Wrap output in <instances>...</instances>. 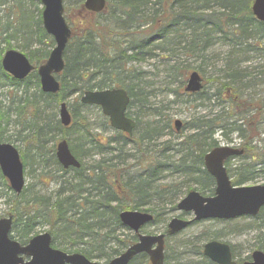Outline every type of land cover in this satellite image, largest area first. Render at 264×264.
Instances as JSON below:
<instances>
[{"label": "trees", "instance_id": "obj_1", "mask_svg": "<svg viewBox=\"0 0 264 264\" xmlns=\"http://www.w3.org/2000/svg\"><path fill=\"white\" fill-rule=\"evenodd\" d=\"M33 2L39 6L38 0H12L10 11L14 17L13 31L0 36V42L4 43V46L0 47V57L5 49L11 47L10 39L21 32L24 36V43L20 46L21 51L29 60L37 66L47 58L53 41L42 28L40 7L33 20L32 12L27 7L28 3ZM219 2H221L219 3L221 13H211L207 17L212 19L202 22L201 11L209 7L212 3L210 0H107L105 9L99 13L87 12L83 8L82 0H64V14L69 24L71 23V36L63 52L64 68L57 75L60 83L59 91L42 92L35 72H31L23 80H15L0 66V87L10 85L21 91L12 108L16 123L19 125L18 136H4V128L0 126V140L9 143L22 141L25 144L23 149L18 148L24 168L30 164L31 157L36 154L42 156L41 153L45 150V154L40 158L44 165L48 161L56 165L54 173H57V177L63 178L64 173L72 171L69 179L59 180L58 189L51 203L44 202L41 197L26 198L25 188L20 194H14L0 172V183L6 189L7 198L11 200V207L7 213L13 218L10 231L12 238L24 244L30 236L39 232V228L47 225L52 246L66 252H80L89 259L107 261L136 240L135 234L121 224L118 218L121 210L149 211L153 214L150 223L154 224L162 216V212L158 210L160 203L168 201L172 207H175L176 199L180 194L191 189L204 195L213 192L214 181L204 169L202 157L205 152L218 145L213 138L214 128L225 127L216 126L217 118L207 120L203 117L197 118L192 125L193 132L182 142L177 143V145L187 144L185 154L183 153L176 163L169 164L158 160L159 153L163 154L171 149L168 146L169 140L162 142L161 144H166L162 147L161 144H156V139L162 133L160 130L162 126L152 128L147 125L137 134L140 122L136 115L132 116L135 128L131 137L116 130L110 138L95 136L82 111L88 105L80 103L78 97L70 103L66 99L74 93L81 94L85 90L121 86L130 97L127 107V113L130 115L128 109L133 104L134 85L123 82V70H128L129 62L141 59V55L145 53L144 48L149 42L164 40L181 23H184L190 31V36L194 39L192 42L200 43L199 49L206 46V37L214 31L220 33L221 38L228 37L230 43L234 40V44L243 45V51L264 50V46L257 43V40L264 37V22L258 21L253 16L252 0H219ZM148 4H151L150 7ZM71 10L74 13H71ZM72 14L78 20L77 23L69 20ZM104 15L108 17L102 23L99 18ZM135 22L138 27L143 26L141 33L144 34L137 43L132 32ZM9 25H5V31ZM207 26L212 27L207 28ZM248 39L256 40L245 43L244 41ZM33 44L35 47L32 48ZM190 46L194 49L197 44ZM186 73L183 75L182 72L180 75L185 77ZM230 77H232L230 82L221 84L222 94H220L233 107L238 105L242 98L237 89L233 92L235 77ZM184 83L185 79L181 78V88L184 87ZM30 84L34 85L33 92L29 91ZM201 93L202 91L192 95L201 96ZM62 101H66L71 114V122L68 126L65 127L60 123L55 110L49 115L50 117H47V122L38 124L34 121L38 102L48 107L51 104L58 106ZM253 108L257 110L256 106ZM4 113L0 109V123ZM227 115L233 116V112ZM103 120L107 125V118L103 116ZM238 120L241 121V118ZM229 124L234 126L229 127L231 131L236 130L241 137L243 136L241 124L236 127L234 121H230ZM164 126L172 131L170 122ZM185 127L187 124L182 123L179 133H182ZM26 130L28 131L26 135L21 136V132ZM51 131H56L60 134V138L67 140L70 151L81 163L79 168L64 169L58 164L54 155L55 142L53 141L49 146L45 145L48 141L46 136ZM76 132L81 133L79 138L73 136ZM82 137L84 140L88 137L87 143L96 146L101 150V154L105 155L112 152L109 148L110 143H119L122 147L133 143L134 153L131 156L137 158L139 168L124 179L125 170L120 164L124 160H120L118 156L115 158L105 155L99 157L93 166L85 168L81 161V149L85 143ZM245 145L246 142L243 146L245 155L250 154L253 160L255 157H259L260 160L261 156L249 151ZM188 156L192 158L189 160ZM260 162L264 163V156ZM226 165L228 167L229 160L226 161ZM241 167L242 165H239L234 172L232 183L235 185L252 179L253 175L247 174V168ZM165 168H170L172 172H181L187 177L176 186L159 184L158 176ZM227 169L230 173L231 169ZM243 170L246 174H243ZM117 230H126L127 233L123 238H119ZM111 241L115 242L116 247L108 246ZM257 248L264 251V242ZM145 258L144 254L136 255L129 264L137 260L143 261Z\"/></svg>", "mask_w": 264, "mask_h": 264}, {"label": "rangeland", "instance_id": "obj_2", "mask_svg": "<svg viewBox=\"0 0 264 264\" xmlns=\"http://www.w3.org/2000/svg\"><path fill=\"white\" fill-rule=\"evenodd\" d=\"M210 1L212 3L209 4V7L201 11L200 18L202 22L206 19L210 21L212 18L209 19L207 16L211 13L219 14L222 11L219 8V3H221L219 0ZM11 4L12 0H0V36L13 31L14 17L10 11ZM150 5L148 4L149 7ZM27 7L32 12L34 20L39 6L33 2L32 4L28 3ZM72 12L73 10H71ZM107 17L108 15L101 16L99 20L104 23ZM69 20L74 23L78 22L73 14ZM6 24L10 25L5 31ZM136 24L137 22L133 24L132 32L134 33V41L137 43L144 34L141 33L143 26L138 27ZM210 27L212 26H207V28ZM189 32L184 23L179 24L178 28L164 40L149 42L144 48L143 52L145 53L141 55V59L129 62L128 70H123V82L134 85L133 104L128 112L133 117L138 115L140 125L137 134L147 125L152 128L162 126V129H160L162 133L156 139V144L169 140L168 146L171 149L166 150L163 154L161 153L162 155L159 153L160 158L158 160L171 164L176 163L183 153L185 154L187 144L177 145V143L182 142L187 135L193 132L192 125L195 124L196 119L199 117H203L205 120L217 118V121H215L216 126H225L224 128L213 127V138L219 145L243 147L246 142L245 147L249 151H254L255 154L261 156L260 160L259 157H255L253 160L250 154L246 156L244 153L245 156L240 155L231 158L228 165V168L231 169L229 178L234 179V172H236L239 165H242L241 168H247V174L253 175L252 179L245 181L244 184H264V163L260 162L264 156V50L247 49L243 51V45L234 44V40L233 43H230L228 37L221 38L220 33L214 31L206 37V46L199 49L201 48L200 43L192 42L194 39ZM146 36L149 35L146 34ZM255 40L248 39L244 42L252 43ZM23 43L24 36L21 32L16 33V36L10 39L11 48L17 50H21L20 46ZM257 43L264 46V37L257 40ZM191 44H197V46L191 49ZM3 46L4 43L0 42V47ZM33 47H35V44L32 45ZM192 70L198 71L203 78L204 87L201 96L186 94L183 88L180 87L181 78L186 81L187 74ZM182 72L183 75L187 72L185 77L180 75ZM229 75L235 77L233 92H236L237 89L242 98V101L238 105H233V107L221 96V84L231 81L232 77ZM30 85L29 91L33 92L34 85ZM218 91L220 92L218 93ZM20 93V89L10 85L0 87V109L5 112L0 124L4 128V136L6 137L17 135L19 125L16 123L12 108L16 104ZM79 96L80 94L74 93L66 101L70 103ZM254 106L257 107V110L253 108ZM37 107L38 110L33 117L36 123L47 122V117H50L49 115L52 114L53 110H55L58 118L57 105L51 104L46 107L42 102H38ZM82 111L87 117L93 135L110 138L114 134L113 129L104 123L103 115L98 107L88 105ZM229 112H233V116L227 115ZM234 112L236 115H234ZM239 118H241V121L238 120ZM175 119L187 124V127L182 129V133L175 132L173 127ZM230 121H234L235 127L241 124L242 137L236 130H230L229 127L233 126V124H229ZM168 122H170L173 132H170L169 128L164 126ZM27 132V130L22 131L21 136L26 135ZM224 133L226 134L223 135ZM79 134L81 133L76 132L73 136L79 138ZM59 136L60 134L56 131L49 132L46 136L48 141L45 145L49 146L53 141L56 143L60 139ZM81 139L85 141L81 149V161L83 166L88 168L93 166L94 162L105 154H101V150L96 146H90L87 143L88 137L85 140L83 137ZM12 143L19 149L25 147L22 141H12ZM164 145L166 144H161L160 147ZM133 147V143L127 144L125 147H122L119 143H110L109 148L112 152L105 155L114 156L115 158L118 156L120 160H124L120 163L125 170L123 173L124 179L139 168L137 158L131 156L134 153ZM44 154L45 150L42 151V156L36 154V156L31 157L30 164L25 168V196L28 199L41 197L44 202L51 203L58 189L59 180L69 179L72 171L64 173L63 178L57 177V173H54L56 165L49 161L44 165L41 160L40 157H43ZM188 158L190 160L192 157L188 156ZM242 172L246 174L245 170ZM58 173L60 174V172ZM185 177L187 176L181 172H172L170 168H165V170L160 171L157 182L163 185L173 184L176 186ZM181 189L184 190V188ZM185 194V191L180 194L176 199V203ZM7 197L6 189L0 183V217L5 216L10 210L11 200ZM160 205L158 210L162 212V216L159 217V221L154 224H146L141 232L151 234L163 232L172 217L182 216L189 219L193 216L191 212L177 210L176 206L172 207L168 201L162 202ZM47 229L48 227L45 225L39 228L38 231L42 232ZM129 232L132 233V231ZM116 233L119 234V238H123L127 231L117 230ZM209 239H217L228 243L233 251V259L237 264L247 260L251 252L264 242V207L260 214L256 216H240L227 220L204 219L193 221L181 231L173 235H167L165 238L164 264H215L202 254V246ZM108 246L114 248L116 244L111 241ZM97 260L104 262L103 259ZM133 264L150 263L146 262L145 258V260H137Z\"/></svg>", "mask_w": 264, "mask_h": 264}, {"label": "water", "instance_id": "obj_3", "mask_svg": "<svg viewBox=\"0 0 264 264\" xmlns=\"http://www.w3.org/2000/svg\"><path fill=\"white\" fill-rule=\"evenodd\" d=\"M42 5L41 22L45 32L53 38L54 45L44 63L36 68L40 89L43 92L55 93L59 90V82L55 74L64 67L63 51L70 37V28L63 15V0H39ZM106 0H84V8L99 12L104 8ZM253 15L264 22V0H253ZM2 69L13 78L21 80L34 70L27 56L15 49H7L1 56ZM202 87L201 77L197 71L189 73L185 91L196 92ZM83 104H94L100 107L108 117L114 129L132 135L134 121L125 115L129 96L123 88H105L86 90L80 96ZM59 121L63 126L70 123V113L65 102L58 108ZM178 131L181 121H174ZM242 150L228 146H216L203 155V165L214 179V192L211 196H203L197 190L188 191L176 204L177 210L192 212L191 219L172 217L166 231L158 234H141L140 227L152 220L149 212L123 210L118 217L123 225L137 233V241L129 245L123 252L107 262L90 260L79 252L67 253L51 246L48 232L35 234L25 244L9 237L12 216L0 218V264H128L133 256L146 253L151 264H162L164 259V237L173 235L192 221L216 218L232 219L243 215L254 216L264 206V184L233 185L228 177L223 162L230 156L241 154ZM55 157L63 168L79 167L80 162L71 153L66 139L55 145ZM0 171L7 179L10 188L20 194L24 186V168L18 150L10 143L0 141ZM202 253L216 264H234L230 246L226 242L210 240L203 245ZM243 264H264V252L252 251L250 260Z\"/></svg>", "mask_w": 264, "mask_h": 264}, {"label": "flooded vegetation", "instance_id": "obj_4", "mask_svg": "<svg viewBox=\"0 0 264 264\" xmlns=\"http://www.w3.org/2000/svg\"><path fill=\"white\" fill-rule=\"evenodd\" d=\"M203 87H204V84H203ZM146 262H149V259L148 258H146Z\"/></svg>", "mask_w": 264, "mask_h": 264}]
</instances>
